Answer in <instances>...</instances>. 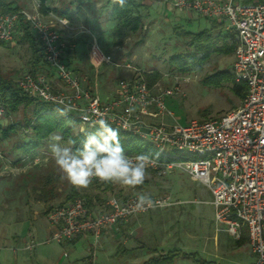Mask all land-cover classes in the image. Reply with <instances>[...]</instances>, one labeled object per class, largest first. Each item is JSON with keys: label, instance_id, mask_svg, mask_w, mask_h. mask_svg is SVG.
<instances>
[{"label": "rangeland", "instance_id": "rangeland-1", "mask_svg": "<svg viewBox=\"0 0 264 264\" xmlns=\"http://www.w3.org/2000/svg\"><path fill=\"white\" fill-rule=\"evenodd\" d=\"M10 1L28 14L39 15L42 22L61 35L66 45L73 46L65 55L67 66L92 92H95L96 83V93L102 100L114 94L119 80L134 75L122 66L128 62L132 71H157L160 76L154 82L156 88L172 89V96L165 99V106L173 115L167 123L184 125L191 120L218 119L242 103L243 99L237 98L229 85L213 87L200 82L205 75L217 70L231 72L232 54H212L198 73L180 74L170 67L168 58L189 48L181 34L208 29L211 21L192 12L168 10L167 0H142V27L137 32L117 34L112 31L113 21L106 5L112 0H46L48 10L68 9L72 19L67 20V26L59 22L55 14V17L42 15L39 0ZM19 34L15 28L12 41L0 44V73L15 83L29 69V51L26 44L17 42ZM93 40L104 54L119 64L118 67L102 64L94 69L90 65L88 53ZM39 70L53 85L61 87L46 65H41ZM22 117L21 110L15 113L4 110L0 124L7 126L19 122ZM76 132L77 126L74 127ZM27 140V134L18 129L8 139L0 141V229L4 234L14 235L13 238L8 236V243L0 247V264H82L88 244L81 240L65 245L46 242L45 236V230L50 227L46 213L68 202L72 189L77 196L97 199L96 205L90 207L93 212L103 210L110 196L124 199L144 194L167 196L170 202H179L134 215L127 228L133 232L132 238L123 235L124 231L112 237H100L93 264H132L131 251L139 252L141 245L177 252L170 264H250L253 261L246 241L237 242L222 226L215 224L214 210L209 204L211 196L206 187L191 180L184 172L173 170L159 176L148 171L146 185L139 191L117 184H112L111 190H105L101 182H92L88 188H77L61 179L48 149V140L33 153L40 158L38 164L20 152L19 146ZM172 155L179 158L181 153L173 152ZM38 202L46 203L42 206L44 211ZM89 243H93L91 238ZM30 244L33 248L26 249ZM87 263L90 264V259Z\"/></svg>", "mask_w": 264, "mask_h": 264}, {"label": "built area", "instance_id": "built-area-1", "mask_svg": "<svg viewBox=\"0 0 264 264\" xmlns=\"http://www.w3.org/2000/svg\"><path fill=\"white\" fill-rule=\"evenodd\" d=\"M167 3L168 10H185L219 20L226 31L233 33L231 73L236 83L246 86L240 107L218 119L191 120L184 125L167 123L173 115L167 110L165 99L172 96V89L156 88V83L148 86L141 71H132L125 61L123 68L134 75L119 80L116 93L102 100L67 66L65 55L73 46L66 45L61 35L38 15L22 10L0 12V41H12L22 17L36 36L44 62L61 87L53 85L42 73L23 75L16 87L30 97L71 113L79 132L95 130L92 122L105 118L119 132L143 141L155 155L152 157L155 162L148 170L159 176L180 170L191 180L203 184L211 196L209 204L214 210L215 224L222 226L236 241L244 234L254 258L250 264H264V1L244 4L235 0H167ZM88 58L94 68L102 64L119 66L94 40ZM3 114L0 106V117ZM85 115L88 120L82 118ZM173 152L181 153L180 157H174ZM26 157L34 164L39 163L38 155L32 159ZM137 197L138 194H134L122 200L110 196L104 209L98 212L91 211L82 196L57 205L46 213L53 227L46 242L62 244L88 235L93 241L89 252L93 260L104 230L153 209L137 211ZM151 199L157 202L154 208L179 203L170 202L167 196ZM32 248L33 244L26 247Z\"/></svg>", "mask_w": 264, "mask_h": 264}, {"label": "trees", "instance_id": "trees-1", "mask_svg": "<svg viewBox=\"0 0 264 264\" xmlns=\"http://www.w3.org/2000/svg\"><path fill=\"white\" fill-rule=\"evenodd\" d=\"M45 1L39 0V9L42 13L48 11L45 8ZM261 1L243 0V3H257ZM106 5L109 6L110 17L113 21L112 31L115 34L121 31L137 32L142 27V0H126V3L122 7L109 1L106 2ZM18 11H20L19 7L13 5L11 1L0 0L1 13H16ZM52 11L60 19L68 21L72 19V14L67 8H53ZM222 26V23H212L210 28L196 33L183 32L181 35L187 41L189 48L184 53L172 54L168 58L170 67L180 74L198 73L202 70L203 64L212 54L231 55L235 48V39L233 37L230 42L228 36L222 37ZM16 27L20 32L17 42L26 44L29 51L28 73L35 75L41 65H46L43 59L42 49L36 36L30 31L28 23L22 17H19ZM0 44H2L1 41ZM205 46H208V48ZM141 75L148 86L154 84L160 76L157 71L142 73ZM200 82L203 85L213 87L229 85L232 93L240 100L246 95V86L236 83L232 73L228 70H217L205 75ZM0 106L6 113H15L19 110L23 113V117L19 122L11 123L7 126L0 124V141L8 139L20 129L23 133L27 134L28 140L23 142L19 146V149L23 155L30 156V159L33 158V153L48 140L49 134L51 133L59 134L65 142L68 140L74 141V147L79 148L88 133L97 130L78 131L74 133V127L77 126V121L71 113L65 111L66 114L61 115V108L52 104L43 103L34 97L28 96L16 87V83L11 78L4 77L1 73ZM120 140L126 154L147 153L155 157L154 152L147 144L140 143L141 140L130 134L120 132ZM101 185L104 186L105 190L112 189L111 183L101 182ZM145 185L146 181L135 189L139 191ZM77 195L78 193L72 189L68 201H71ZM84 198L87 207L91 209L92 197L85 195ZM242 240L247 242L246 236H241L237 242ZM176 255L177 252L169 251L165 254L153 256L142 264H170Z\"/></svg>", "mask_w": 264, "mask_h": 264}, {"label": "clouds", "instance_id": "clouds-1", "mask_svg": "<svg viewBox=\"0 0 264 264\" xmlns=\"http://www.w3.org/2000/svg\"><path fill=\"white\" fill-rule=\"evenodd\" d=\"M114 4L124 6L126 0H112ZM68 21H64L67 26ZM66 114L61 110V115ZM88 120L85 115L82 117ZM97 130L88 133L82 145L75 148V142L56 133L49 134L48 149L62 180L77 188H88L94 181L117 184L124 188H136L145 182L148 169L154 164L152 156L140 153L130 156L120 140V132L113 128L105 118L92 122ZM150 196L140 194L135 208L146 211L154 208Z\"/></svg>", "mask_w": 264, "mask_h": 264}, {"label": "crops", "instance_id": "crops-1", "mask_svg": "<svg viewBox=\"0 0 264 264\" xmlns=\"http://www.w3.org/2000/svg\"><path fill=\"white\" fill-rule=\"evenodd\" d=\"M10 1V0H9ZM236 2H239V3H243V0H235ZM262 1H264V0H262ZM12 2V1H11ZM13 3V5H16L14 2H12ZM45 8H47V4H46V1H45ZM21 10V9H20ZM47 10H48V8H47ZM23 11V10H22ZM183 12H187V13H189V11H185V10H182ZM182 11H180V12H182ZM40 12H41V14L42 15H44V16H46L47 14L48 15H51V16H53V17H55V15H54V13H53V11L52 10H48V11H44V12H46V13H42V11L40 10ZM39 16V15H38ZM59 22H61L62 24L64 23V19H60V18H57V17H55ZM210 20V19H209ZM211 21V25H212V23H216V24H220V23H222L221 21H219V20H210ZM223 24V26H222V28H221V36L222 37H225V36H228V40L231 42L232 41V39H233V37H234V35L231 33V32H229V31H226L225 30V27H224V23H222ZM17 28V27H16ZM235 39V38H234ZM232 55H233V53H232ZM94 69H96V68H94ZM37 73H41V70H39V69H37ZM75 74V73H74ZM76 76H77V74H75ZM78 77V76H77ZM54 78V77H53ZM79 78V77H78ZM48 79L51 81V79L48 77ZM80 80H82V79H80ZM82 83H83V81H81ZM94 88H95V92H97L96 90V88H97V86H96V83H94ZM116 91H117V88H115V91H114V94L116 93ZM113 94V95H114ZM125 199V198H124ZM124 199H122V200H124ZM38 203H40V205H41V210H43L42 209V206H44L45 204H44V202H38ZM96 203H97V199L96 198H94V197H92V202H91V205H96ZM44 211V210H43ZM44 216V215H43ZM133 217V216H132ZM132 217H130L129 218V220L127 221V222H124V223H119V224H117L116 226H114V227H112V228H109V229H106V230H104L103 232H102V234H101V236L100 237H103V236H113V235H115V234H118V233H121V232H123L124 231V233H123V235L124 234H127L128 235V237L130 238H132V234H133V232L132 231H128L127 230V228H129V225H130V223H131V220H132ZM45 218H46V215H45ZM52 230H53V227L50 225V227L48 228V229H46L45 230V236H46V238L49 236V234L52 232ZM132 233V234H131ZM8 236H9V238H13L14 237V235H12V234H4V232H3V229H0V247L1 246H3V244L4 243H8ZM140 236V235H139ZM89 238H90V236H88V235H82V236H80V237H78V238H76V239H74V240H72V241H70V242H66V244H74L75 242H77V241H84L86 244H88L87 246H88V248H87V256L86 257H84L83 258V260H82V264H89V263H87V261H88V259H90V264H93V261L95 260V257H94V259L92 260L88 255H89V252H90V249L92 248V245L89 243ZM127 240V238H125L124 239V242ZM62 244H64L65 245V243H62ZM98 245H99V242H98ZM98 245L96 246V248L98 247ZM95 248V249H96ZM138 249H140V251L139 252H137V251H131V254H132V256H133V258H132V264H142V263H144L146 260H148L149 258H151V257H153V256H156V255H158V254H165V253H167V252H165L163 249H161V248H158V247H152V248H149V247H147V248H145L144 246H138Z\"/></svg>", "mask_w": 264, "mask_h": 264}]
</instances>
